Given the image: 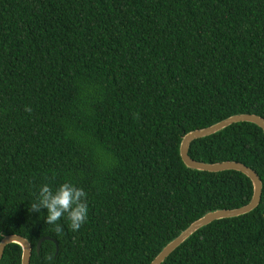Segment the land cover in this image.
<instances>
[{"label":"trees","instance_id":"obj_1","mask_svg":"<svg viewBox=\"0 0 264 264\" xmlns=\"http://www.w3.org/2000/svg\"><path fill=\"white\" fill-rule=\"evenodd\" d=\"M238 114L264 119V0H0V241L26 239L29 264H150L206 213L251 200L242 173L179 155L185 134ZM188 155L244 164L261 200L162 264H264L263 131L233 124ZM69 181L88 219L74 232L65 215L57 234L29 206ZM21 255L9 244L0 264Z\"/></svg>","mask_w":264,"mask_h":264},{"label":"water","instance_id":"obj_2","mask_svg":"<svg viewBox=\"0 0 264 264\" xmlns=\"http://www.w3.org/2000/svg\"><path fill=\"white\" fill-rule=\"evenodd\" d=\"M237 123H251L259 127L264 134V119L254 115V114H238L230 116L224 120H221L209 127L194 130L182 137L179 146V155L183 162V164L192 170L208 172V173H219L224 171H236L245 175L250 179L252 183V197L249 203L245 206H242L237 209L232 210H216L209 213H206L200 219L193 222L186 230H184L178 237L169 242L161 252L153 259L150 264H162L164 260L175 251L184 241H186L192 234H194L199 229L209 225L210 223L229 218H236L245 214H248L255 210L261 200L262 194V184L257 174L244 164L238 162H221V163H202L192 160L188 151L190 145L193 141L211 136L233 124ZM45 240H51L48 237H44L40 239L36 244V254H39L41 243ZM9 244H17L21 247L22 255H21V264H29L30 256H31V245L29 242L17 235H9L5 236L0 241V259L2 258L4 249ZM56 245V243H55ZM58 247L56 245V252Z\"/></svg>","mask_w":264,"mask_h":264},{"label":"clouds","instance_id":"obj_3","mask_svg":"<svg viewBox=\"0 0 264 264\" xmlns=\"http://www.w3.org/2000/svg\"><path fill=\"white\" fill-rule=\"evenodd\" d=\"M31 110L30 106L25 107V111ZM42 209H47L45 223L55 225V233L63 231L57 222L65 215L70 230L78 231L88 219L87 192L70 181L62 183L55 191L45 183L39 189L36 202L29 206V212L41 213ZM47 259L52 260L53 257L48 256Z\"/></svg>","mask_w":264,"mask_h":264}]
</instances>
